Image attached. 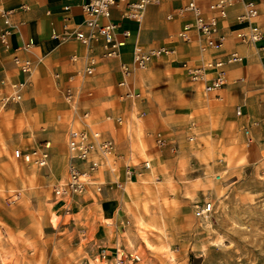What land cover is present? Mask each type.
<instances>
[{
	"label": "rangeland",
	"instance_id": "obj_1",
	"mask_svg": "<svg viewBox=\"0 0 264 264\" xmlns=\"http://www.w3.org/2000/svg\"><path fill=\"white\" fill-rule=\"evenodd\" d=\"M75 90V109L58 114L60 121L51 116L55 122L33 139H25L19 123L7 125V135L0 131V264H264V132L252 135L200 107H175L185 104L175 93H163L155 121L139 93L129 98L124 91L95 113L81 87ZM124 98L137 108L140 144L133 150L118 112ZM82 112L111 140L113 154L95 172L101 190L89 185L56 196L54 186L68 175L67 125L81 126ZM43 142L49 143L44 166L14 155ZM203 201L212 210L198 217L194 205ZM121 211L123 223L115 224Z\"/></svg>",
	"mask_w": 264,
	"mask_h": 264
},
{
	"label": "crops",
	"instance_id": "obj_2",
	"mask_svg": "<svg viewBox=\"0 0 264 264\" xmlns=\"http://www.w3.org/2000/svg\"><path fill=\"white\" fill-rule=\"evenodd\" d=\"M85 1L0 0V32L8 31L5 42L0 38V91L6 93L12 84L24 82L21 100L8 104L0 115V131L3 130L7 135L11 132L6 126L19 123L23 125L20 133H24L25 139L28 136L33 139L31 135L38 134L41 126L55 122L51 116L56 118L58 114L62 116L70 110L64 98L65 88L71 87L74 94L80 86L86 102L97 110L95 113L106 110L113 96L130 90L142 95L140 106L145 112L147 109L151 120L157 121L152 115L157 116L156 111L164 108L163 93H175L185 101L184 105L175 104V107H200L203 115L247 128L252 135L264 132V38L258 43L261 46L255 47L235 37L245 25L238 20L239 14L243 12L242 1L238 0L228 8L226 17L219 20L218 31L219 35L224 36L218 55L236 52L241 60L228 64L226 82L210 90H204L202 82H192L181 66L183 62L198 64L206 57L201 50L200 37L194 29L187 31L189 41L178 36L183 25L193 20L191 13L180 11L185 0L151 2L145 6L139 21L124 17L126 0L111 5L108 20L116 24L115 37L123 42L119 59L101 58V42L88 49L73 37L61 41L51 36L52 32L61 33L64 28L67 31H72L77 25L85 28L82 25L85 16L81 9ZM196 1L205 14H211L207 9V0ZM247 1L256 3L259 13L254 22L264 33V0ZM66 5L69 6L67 11L64 10ZM124 31L128 32L127 36L123 35ZM136 44L145 49L166 46L172 51L160 59L152 60L145 69H134L124 76L120 62L131 66L132 50ZM25 45L29 46L26 48ZM14 55L32 60L30 74L19 71L13 60ZM73 55L77 58L73 59ZM88 55L97 56L98 63L91 75L84 76L85 56ZM212 76L213 73L209 72L205 82H209ZM123 79L126 86L119 85ZM88 92L93 93L90 98L86 95ZM129 98H124L125 104L116 101L122 104L118 112L124 113L129 129L126 148L133 150L138 148L140 138L138 117L134 113L137 108L129 104ZM194 102L196 106H193ZM114 112L111 111V114H117ZM46 114L50 116L47 118ZM186 117L189 118V113ZM88 122L95 127L91 120ZM4 155L0 148V157ZM125 216L122 211L116 212L114 223L122 224Z\"/></svg>",
	"mask_w": 264,
	"mask_h": 264
},
{
	"label": "built area",
	"instance_id": "obj_3",
	"mask_svg": "<svg viewBox=\"0 0 264 264\" xmlns=\"http://www.w3.org/2000/svg\"><path fill=\"white\" fill-rule=\"evenodd\" d=\"M123 1L125 0H86L81 4V9L85 16L82 25L85 28H80V25H77L72 31H67L64 28L61 33L52 32L51 36L61 41L73 37L88 49H91L93 44L101 42V58L119 59L121 53L120 46H122L123 42L116 39V24L108 20V15L111 5H117ZM155 1L157 0H126V8L123 15L127 19L139 21L143 16L145 6ZM236 1L238 0H207V9L211 12L209 15L203 12L201 5L196 0H185L184 6L180 8L181 12L187 11L191 13L193 20L192 23L183 25V28L178 32V36L184 41H189L187 31L194 29L200 37L201 50L206 55L198 64L183 62L181 65L192 82L204 83V90L217 88L225 83L226 66L241 60V56L236 52L218 55L224 43V36L218 33L219 20L226 17L228 8L233 6ZM239 1H242L243 12L239 14L238 20L245 23V25L238 30L235 37L245 44L256 47L262 38H264L261 28L254 22L259 13L258 7L252 1ZM64 10H69V6H64ZM103 18L106 19L105 22L102 21ZM5 21L7 22L6 18ZM7 33L8 31L0 32V38L4 42ZM123 35L127 36L128 32L124 31ZM28 46L25 45L26 48ZM171 51L172 49L166 46L145 49L136 44L132 50L131 66L120 62V68L124 76H126L134 69H145L152 60L160 59ZM207 52L210 53L207 55ZM72 58L76 59L77 57L73 55ZM13 60L21 73H31L33 68L31 59L20 58L14 55ZM97 63V56H85L84 76L91 75ZM209 72H212L213 76L209 82H205V77ZM23 84V81H19L12 84L11 89L6 93L0 91V109L4 108L7 104L17 103L21 100ZM119 85L126 86L125 79L121 80ZM125 95L127 97L137 96V94L130 92V90H127ZM64 98L69 108L75 109L73 108L74 94L71 87L65 88ZM79 116L81 126L70 125L67 129L68 175L65 182L54 186L53 191L56 196H74L84 192L89 185H94L98 191L101 190L102 184L97 183L95 172L103 164L107 163V160L113 154L111 140L103 136L101 130L90 125L87 118L88 113L82 112ZM106 119L114 120L116 123L122 122L120 116H106ZM157 142L159 145L167 144L162 138H157ZM48 147L49 143L43 142L26 154L17 149L14 151V155L22 157L25 160H32L39 166H44L48 160ZM111 169L115 170V166H111ZM125 172L128 178L132 170L127 166ZM211 210L212 203L210 201H203L194 205V213L198 217L207 216Z\"/></svg>",
	"mask_w": 264,
	"mask_h": 264
}]
</instances>
